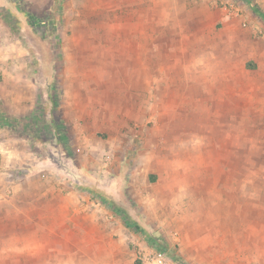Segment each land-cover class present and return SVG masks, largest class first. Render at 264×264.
Returning a JSON list of instances; mask_svg holds the SVG:
<instances>
[{
	"label": "rangeland",
	"instance_id": "rangeland-1",
	"mask_svg": "<svg viewBox=\"0 0 264 264\" xmlns=\"http://www.w3.org/2000/svg\"><path fill=\"white\" fill-rule=\"evenodd\" d=\"M19 1L0 115L30 122L0 124V179L42 177L48 220L0 264H264V0Z\"/></svg>",
	"mask_w": 264,
	"mask_h": 264
},
{
	"label": "crops",
	"instance_id": "crops-1",
	"mask_svg": "<svg viewBox=\"0 0 264 264\" xmlns=\"http://www.w3.org/2000/svg\"><path fill=\"white\" fill-rule=\"evenodd\" d=\"M196 59L192 60L193 63ZM16 114V113H15ZM32 167V166H31ZM34 167V166H33ZM31 186L25 189L24 195L19 192L20 188L14 185V189H9V194L4 193L2 181L0 179V232H11L9 245L13 249L27 248L32 240L31 232L43 231V226L47 227L48 220V188L47 184L42 182V177H31ZM24 196L28 199V208L23 210L17 208L18 199ZM44 201V202H43ZM9 203L10 210H5L3 205ZM15 207L14 209H12ZM39 230V231H38ZM20 232H30L31 236L22 238ZM15 233V234H14ZM18 233V234H17Z\"/></svg>",
	"mask_w": 264,
	"mask_h": 264
},
{
	"label": "trees",
	"instance_id": "trees-1",
	"mask_svg": "<svg viewBox=\"0 0 264 264\" xmlns=\"http://www.w3.org/2000/svg\"><path fill=\"white\" fill-rule=\"evenodd\" d=\"M16 4L17 5H19L20 7L21 6H25V4L22 2V1H19V0H16ZM60 13V11L59 10H56V14H59ZM30 16L29 15H27V19L29 18ZM56 16H53V15H50V16H48V17H46V18H44V19H40V20H38V21H36V20H34V19H31V17H30V20H31V22H30V26L33 28V29H35V30H39V31H42V32H44V31H46L47 29H50L52 26H53V24H54V18H55ZM54 21V22H53ZM39 112V111H38ZM10 117H6L5 115H0V124L2 125V126H7V128L8 129H14V130H16V131H23V125L26 123V122H30L29 120H27V119H23V118H19V119H16V120H12L11 118L9 119ZM57 122H60L61 121V118L60 119H58V120H56ZM42 122H44V121H42ZM62 123H64L63 122V119H62ZM20 126V127H19ZM83 189H86V190H89V191H94L95 192V194H99L100 196H101V198L103 199L104 198V200H107L108 198H107V196H106V194H104V192L103 191H97V189L95 188V187H92V186H87V187H85V188H83ZM108 201V200H107ZM109 202V201H108ZM110 205H111V202H110ZM116 215H118V213H116ZM124 223L126 224V226L127 227H131V223H129L128 221H127V219H124ZM136 228H139L138 226H136ZM149 240H150V242H151V244H152V246L154 247V248H156L159 252H161V253H165V252H167L168 250H167V245L165 244V243H162V242H160V241H158L155 237H149L148 238ZM171 256H172V258L174 259V260H176V261H178L179 262V260H178V258L176 257V255L174 254V253H172L171 254Z\"/></svg>",
	"mask_w": 264,
	"mask_h": 264
}]
</instances>
